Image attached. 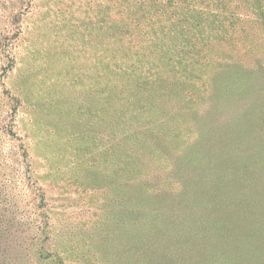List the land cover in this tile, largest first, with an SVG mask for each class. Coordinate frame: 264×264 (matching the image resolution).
Listing matches in <instances>:
<instances>
[{
    "label": "rangeland",
    "instance_id": "obj_1",
    "mask_svg": "<svg viewBox=\"0 0 264 264\" xmlns=\"http://www.w3.org/2000/svg\"><path fill=\"white\" fill-rule=\"evenodd\" d=\"M253 209L264 0H0V264H264Z\"/></svg>",
    "mask_w": 264,
    "mask_h": 264
},
{
    "label": "crops",
    "instance_id": "obj_2",
    "mask_svg": "<svg viewBox=\"0 0 264 264\" xmlns=\"http://www.w3.org/2000/svg\"><path fill=\"white\" fill-rule=\"evenodd\" d=\"M251 211H252V214H253V215H256V214H258V213H264L263 210H251ZM245 227H246L247 232H249L250 225L246 224ZM233 228H235V230H238V231H239V229H241V228H240V225H239V226H235V227H233ZM236 228H238V229H236ZM233 245H234V247L239 248V249L242 250V251L239 253V255L242 256V257H247V256L251 253L250 250L253 249V246H252V244L250 243L249 239L244 240L243 243H234ZM261 247H262V245L260 246V248H261ZM221 253H223V252H221ZM239 255H238V256H239ZM221 256H222V255H221ZM224 258H225L224 256H222V257H217V258L215 257V258H213L212 261H214V262L216 261L218 264H234V263H230V262L226 261ZM205 262H206V261H205Z\"/></svg>",
    "mask_w": 264,
    "mask_h": 264
},
{
    "label": "trees",
    "instance_id": "obj_3",
    "mask_svg": "<svg viewBox=\"0 0 264 264\" xmlns=\"http://www.w3.org/2000/svg\"><path fill=\"white\" fill-rule=\"evenodd\" d=\"M26 155H27V153H26ZM253 210H260V209H253Z\"/></svg>",
    "mask_w": 264,
    "mask_h": 264
}]
</instances>
